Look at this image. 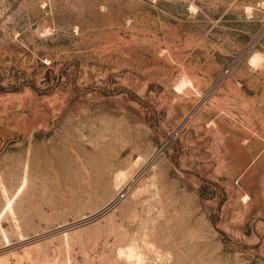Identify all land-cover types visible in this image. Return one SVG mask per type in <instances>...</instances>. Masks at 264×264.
Instances as JSON below:
<instances>
[{
	"label": "rangeland",
	"instance_id": "obj_1",
	"mask_svg": "<svg viewBox=\"0 0 264 264\" xmlns=\"http://www.w3.org/2000/svg\"><path fill=\"white\" fill-rule=\"evenodd\" d=\"M137 244L264 264V0H0V260Z\"/></svg>",
	"mask_w": 264,
	"mask_h": 264
},
{
	"label": "bare ground",
	"instance_id": "obj_2",
	"mask_svg": "<svg viewBox=\"0 0 264 264\" xmlns=\"http://www.w3.org/2000/svg\"><path fill=\"white\" fill-rule=\"evenodd\" d=\"M255 57V56H254ZM137 238V237H136ZM142 238H140L141 240ZM144 239V238H143ZM136 240V239H135ZM139 240V239H138ZM137 241V240H136ZM140 242V247L141 245L144 246L146 244V242L144 241H139ZM138 242V243H139ZM134 243V242H133ZM136 243V242H135ZM146 246V245H145ZM149 247V246H146ZM145 248V247H144ZM144 248H141V251L139 249V245H131L126 247L125 249H122L120 252V256L124 258V260H126L129 264H154V262L156 261L157 263L155 264H161V262H164V259H161L160 256H157L155 254V256H151L153 258L150 259V257H148V254L150 253V249H149V253L147 254V250L146 252L143 251ZM153 253V252H151ZM154 254V253H153ZM166 255V254H165ZM150 256V254H149ZM151 261H150V260ZM148 260L150 262H148ZM155 260V261H154ZM154 261V262H153ZM152 262V263H151ZM0 264H3V261L0 260Z\"/></svg>",
	"mask_w": 264,
	"mask_h": 264
}]
</instances>
